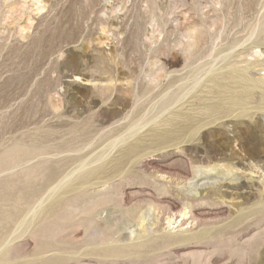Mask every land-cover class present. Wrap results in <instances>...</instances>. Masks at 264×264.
I'll list each match as a JSON object with an SVG mask.
<instances>
[{
  "label": "rangeland",
  "instance_id": "obj_1",
  "mask_svg": "<svg viewBox=\"0 0 264 264\" xmlns=\"http://www.w3.org/2000/svg\"><path fill=\"white\" fill-rule=\"evenodd\" d=\"M263 97L264 0H0V264H264Z\"/></svg>",
  "mask_w": 264,
  "mask_h": 264
},
{
  "label": "bare ground",
  "instance_id": "obj_2",
  "mask_svg": "<svg viewBox=\"0 0 264 264\" xmlns=\"http://www.w3.org/2000/svg\"><path fill=\"white\" fill-rule=\"evenodd\" d=\"M255 27H256V26H255ZM257 28H258V27H257ZM255 29H256V28H255ZM253 32H254V29H253ZM194 34H195V33H194ZM70 55H71V54H70ZM225 55H227V54L225 53L224 56H223V55H222V56L225 57ZM101 56H102V55H101ZM219 56H220V55H219ZM219 56H218L217 58L214 59L215 61H213V64L211 63V64H209V65H212V67H214L213 65L215 64L216 60L219 59ZM69 57H71V56H69ZM69 57H68L66 60H64L61 64L63 65L64 68H67V69H69L70 71H72V70L75 71V72L77 71V74H79L80 71H78V70H80V69L76 70V69L74 68V64H75V60H76L75 57H76V56H75V57L72 56V57H74V58H69ZM102 57H103V56H102ZM104 58H105V57H104ZM89 59H90V58H89ZM105 59H107V58H105ZM221 59H223V58H221ZM221 59H219V60H221ZM212 60H213V59H212ZM219 60H218V61H219ZM77 61H78V60H77ZM102 61H103V60H102ZM104 61H105V60H104ZM224 61H225V60H224ZM106 62H107V61H106ZM106 62H104V64H105ZM211 62H212V61H211ZM219 62H220V61H219ZM83 63H85V62H83ZM86 63H87V62H86ZM86 63H85V64H86ZM216 63H217V62H216ZM56 64H57V63H56ZM104 64H102V66H103ZM91 65H92V64H91ZM95 65H96V64H95ZM100 65H101V64H100ZM205 65L207 66L206 63H205ZM209 65H208V66H209ZM89 66H90V65H89ZM206 66L203 65L204 69H206V68H210V67H211V66H210V67H206ZM83 67H84V66H83ZM85 67H86V66H85ZM85 67H84V68H85ZM106 67H107V66H106ZM205 67H206V68H205ZM212 67H211V70L208 69L207 71H205L206 74L210 73V72L212 71V69L214 70V68H212ZM87 68H88V67H87ZM89 68H90V67H89ZM95 68H96V67H95ZM97 68H98V67H97ZM102 68H103V67H102ZM104 68H105V67H104ZM107 68H108V67H107ZM107 68H106V69H107ZM90 69H91V68H90ZM92 69H93V68H92ZM99 69H100V68H99ZM204 69L202 68V70H204ZM56 70H57V67H56ZM81 70H82V69H81ZM83 70H84V69H83ZM94 70H95V69H94ZM104 70H105V69H104ZM108 70H109V69H108ZM58 71H59V70H58ZM63 71H64V70H63ZM66 71H68V70H66ZM66 71H65V72H66ZM85 71H86V70H85ZM89 71H90V70H89ZM78 72H79V73H78ZM92 72H93V71H92ZM105 72H106V71H105ZM199 72H202V71L200 70ZM199 72H198V73H199ZM214 72H215V71H214ZM87 73H88V71H87ZM100 73H101L100 70H97V69H96V70H95V74L92 73L93 75H92L91 77H94V75H96V74H100ZM192 73H193V72H192ZM211 73H213V72H211ZM34 74H35V73H34ZM74 74H76V73H74ZM83 74H86V73H83ZM88 74H89V73H88ZM204 74H205V73H204ZM206 74H205V75H206ZM80 75H82V74H80ZM101 75H102V74H101ZM201 75H202V74H201ZM209 75H211V74H209ZM212 75H213V74H212ZM212 75H211V76H212ZM47 76H48V75H47ZM199 76H200V75H199ZM48 77H49V76H48ZM84 77H85V76H84ZM189 77H190V76H189ZM203 77H204V76H203ZM89 78H90V77H89ZM95 78H96V77H95ZM95 78H93V79H95ZM198 78H199V77H198ZM90 79H91V78H90ZM96 79H97V78H96ZM193 79H197V77H196V78H193V77H192V79H190V80H193ZM200 79H202V78H200ZM200 79H199V80H200ZM203 79H204V78H203ZM41 80H42V79H41ZM199 80H197L196 82L194 81V83L197 84V82H200ZM91 81H92V80H91ZM187 81H188V80H187ZM243 81H244V80L242 79V82H243ZM192 82H193V81H192ZM244 82H245V81H244ZM189 83H191V81L188 82V84H189ZM200 83H201V82H200ZM200 83H198L197 85H200ZM245 83H247V82H245ZM186 84H187V83H186ZM195 84H194V85H195ZM194 85H193V86H194ZM239 85H240V84H239ZM251 85H252V84H251ZM251 85H250V86H251ZM236 86H237V88H238V85H236ZM247 87H248V86H247ZM253 87H254V86H251V88H253ZM186 88H187V87H186ZM188 88H189V87H188ZM190 88H191V87H190ZM195 88H196V87H195ZM241 88H243V87H241ZM251 88H250V91H252ZM246 89H247V88H246ZM248 89H249V88H248ZM97 90H98V89H97ZM101 90H103V89L101 88V89L98 90V91L101 92ZM106 90H108V88H107ZM106 90H105V91H106ZM103 91H104V90H103ZM100 92H99V94H100ZM239 92H240V91H239ZM242 92H243V91H242ZM245 92H246V91H245ZM102 93H103V92H102ZM178 93H179V92H178ZM185 93H187V91H184L182 94H185ZM96 94H97V93H96ZM104 94H105V93H104ZM182 94L180 95V97L182 96ZM236 94H237V93H236ZM101 95H103V94H100V96H101ZM165 95H167V94H164V97H166ZM169 95H170V94H169ZM173 95H174V94H173ZM185 95H186V94H185ZM249 95H250V94H249ZM162 96H163V95H162ZM162 96H161V98H162ZM167 96H168V95H167ZM183 96H184V95H183ZM247 96H248V95H247ZM172 97H173V96H172ZM180 97H179V98H180ZM248 97H249V96H248ZM248 97H247V98H248ZM166 98H168V97H166ZM170 98H171V97H170ZM179 98H178V99H179ZM49 99H51V98H49ZM95 99H96V98H95ZM97 99H98V98H97ZM178 99H177V100H178ZM230 99H231V98H230ZM233 99H234V100H233L234 105H237V106H239V107L242 106V103H243L242 98H238V99H237V97H236V98H233ZM248 99H249V98H248ZM248 99H247V100H248ZM263 99H264V97H263ZM52 100H53V99H52ZM157 100H159V99H157ZM162 100H164V99H161V101H162ZM177 100H176V101H177ZM54 101H55V100H54ZM229 101H231V100H229ZM244 101L246 102V100H244ZM55 102H56V101H55ZM55 102H53V103H55ZM249 102H250V101H249ZM259 102H260V101H259ZM47 103H48V101H47ZM122 103H123V102H122ZM154 103H155V102H154ZM158 103H160V102H158ZM55 104H56V103H55ZM55 104H54V106H55ZM227 104H228V103H227ZM245 104H246V103H245ZM48 105H49V104H48ZM125 105H126V104H125ZM243 105H244V103H243ZM56 106H57V105H56ZM126 106H127V105H126ZM126 106H125V107H126ZM155 106H156V105H155ZM157 106H158V105H157ZM168 106H170V101H168V100L163 101V103L161 104V107L159 108V110L156 111V114H157V113H162V114H160V115H163V114H164L163 112H166V111L168 110V109H167ZM230 106L232 107L233 105H230ZM122 107H123V106H122ZM231 107H230V108H231ZM53 108H54V107H53ZM155 108H156V107H155ZM157 108H158V107H157ZM227 108H228V107H227ZM123 109H125V108H123ZM146 109H147V108H146ZM151 109H152V108H151ZM151 109H150V110H151ZM169 109H170V108H169ZM238 109H239V108H238ZM147 110H148V109H147ZM147 110H146V112H148ZM165 110H166V111H165ZM230 110H231V109H230ZM105 111H106V110L104 109V113H105ZM142 111H143V110H142ZM224 111H225V110H224ZM231 111H232V110H231ZM241 111H242V110H241ZM109 112H110V111H109ZM146 112H145V113H146ZM152 112H154V110H153ZM167 112H170V110H168ZM242 112H243V111H242ZM244 112H245V111H244ZM101 113H102V111H101ZM106 113H107V112H106ZM106 113H105V115H106ZM145 113H144L143 116H141V117H140L138 120H136L135 122L132 121L133 123H132L128 128H126L124 131L122 130L123 133H120V132H119V134H117V135L115 136V138H113L112 141L110 140L109 143L105 146V148L103 147L104 150L102 151V149H101L102 153H100L97 157H95L94 160H93L92 162H93V163H94V162H97V164L99 163L98 161H100V163L103 162L104 160L101 161V159H102V158H105L104 156H106V153H107V152L109 153V151L114 150L115 148L119 147L118 145H120V144L123 145V144L127 143L126 141H127L129 138H131V137L134 138L133 136L137 135V134H138V131H140V129H142V128L144 127V125L148 124V122H151V121H149V120H151L150 118H146V117H145ZM142 114H143V113H142ZM165 114H166V113H165ZM169 114H170V113H169ZM242 114H243V113H242ZM166 115H167V114H166ZM98 116H99V115H98ZM137 116H138V115H137ZM139 116H140V115H139ZM158 116H159V115H158ZM103 117H104V116H103ZM105 117H106V116H105ZM108 117H109V116H108ZM108 117H107V118H108ZM112 119H113V118H112ZM166 119H167V118H166ZM98 120H99V117H98ZM108 120H109V119H108ZM108 120H107V121H108ZM153 120H154V119H153ZM100 121H101V119H100ZM102 122H103V121H102ZM168 122H169V121H168ZM108 123H109V121H108ZM169 123H170V122H169ZM188 125H189V124H188ZM187 127H189V126H187ZM185 129H186V128H185ZM185 131H186V130H185ZM186 132H187V131H186ZM73 133H74V132H73ZM117 133H118V131H117ZM184 134H187V133H183V135H184ZM183 135H182V136H183ZM112 136H113V135H112ZM168 136H169V135H168ZM188 136H189V134H188ZM193 136H194V135H193ZM193 136H192V137H193ZM184 137H185V136H184ZM186 137H187V135H186ZM189 137H190V136H189ZM165 138H166V137H165ZM111 139H112V138H111ZM183 139H184V138H183ZM130 140H132V139H130ZM88 141H89V140H88ZM128 141H129V140H128ZM129 142H130V141H129ZM129 142H128V143H129ZM122 145H121V146H122ZM134 145H135V144H134ZM130 147H131V146H130ZM140 147H141V146H140ZM128 148H129V147H128ZM136 149H137V147H131V149H127V150H126L127 153H125V152L123 151V152L125 153V154H123L124 157H126V158H130V157H131V158H132V156L135 154L134 152H136ZM11 153H12V152H11ZM97 153H98V152H97ZM108 153H107V155H108ZM137 154H138V153H137ZM94 155H95V154H94ZM123 155H122V156H123ZM1 156H2V155H1ZM85 157H86V156H85ZM147 157H148V156H147ZM7 158H8V157H7ZM70 158H71V157H70ZM72 158H73V157H72ZM72 158H71V159H72ZM126 158H125V159H126ZM133 158H134V157H133ZM4 159H5V158H4ZM83 159H84V158H83ZM87 159H90V157L87 158ZM87 159H86V160H87ZM119 159H120V158H119ZM121 159H122V158H121ZM137 159H139V158H137ZM142 159H143V158H142ZM147 159H148V158H147ZM69 160H70V159H69ZM69 160H68V159H67V160L65 159V161H67V162H68ZM86 160H85V161H82V157H78V158L75 157L73 160H71V162H73V163H74V162H76V163L79 162L80 164H79L78 169L80 170V168L86 164V162H87ZM129 160H130V159H129ZM131 160H132V159H131ZM20 161H21V160H20ZM65 161H62V162H64L63 164L66 163ZM117 161H119V160H117ZM121 161H122V160H121ZM121 161H119V162H121ZM127 161H128V160H127ZM127 161H126V162H127ZM138 161H139V160H138ZM59 162H60V161H59ZM62 162H61V164H62ZM71 162L69 161L68 164H73V163H71ZM132 162H133V161H132ZM142 162H143V161H142ZM76 163H75V164H76ZM128 163L130 164L131 162H128ZM97 164H96V165H97ZM66 165H67V163H66ZM93 165L95 166V164H93ZM90 166H92V165H90ZM90 166H88V168H89ZM86 167H87V166H86ZM86 167H85V168H86ZM118 167H119V166H118ZM121 168H122V167H121ZM81 169H84V168H81ZM86 169H87V168H86ZM84 170H85V169H84ZM95 170H96V169H95ZM51 171H52V170H51ZM76 171H77V169H76ZM76 171H75V172L73 171L72 174L74 175V173H75V174H76V173H81L83 170H82V171L80 170L79 172H78V171L76 172ZM83 172H84V171H83ZM84 173H85V172H84ZM68 175H69V174H68ZM68 175H67V176H68ZM67 176H66V177H67ZM69 177H72V176L69 175L68 178H69ZM66 180H67V178H66ZM62 185H63V184H62ZM58 186H60V184H59V185H56L55 188L52 189L53 192H54L53 194H55V192H57L58 189H57L56 187H58ZM54 189H57V190L54 191ZM50 191H51V190H50ZM58 191H59V190H58ZM49 193H50V192H49ZM49 193H48V194H49ZM51 193H52V192H51ZM50 196H52V194H51ZM49 198H50V197H49ZM37 205H38V204H37ZM37 205H36V206H37ZM40 206H41V205H40ZM40 206L38 205L39 209H40ZM37 209H38V208H36L35 210H37ZM259 210H260V209H259ZM36 212H37V211H36ZM31 213H33V212H31ZM34 213H35V211H34ZM34 213H33V214H34ZM29 214H30V213H29ZM27 215H28V214H27ZM31 215H32V214H31ZM35 215H36V214H35ZM182 215L184 216L185 213H184V214L182 213ZM256 215H257V214H256ZM29 216H30V215H29ZM183 216H182V217H183ZM26 217H27V216H26ZM33 217H35V216L33 215ZM28 218H29V217H27V219H28ZM31 219L33 220L34 218H31ZM239 219H240V218H239ZM23 220H24V219H23ZM23 220H22V221H23ZM237 221H238L237 223L240 224V223H239L240 221H239V220H237ZM242 221H243V220H242ZM23 222H24V221H23ZM24 223H25V222H24ZM21 224H22V223H20V225H21ZM23 226H24V224H23ZM21 227H22V226H21ZM207 235H208V234H206V238L208 237ZM181 241H183V240H181Z\"/></svg>",
  "mask_w": 264,
  "mask_h": 264
}]
</instances>
